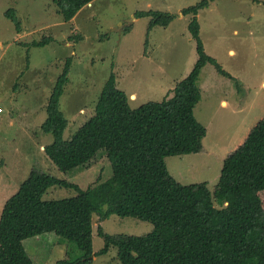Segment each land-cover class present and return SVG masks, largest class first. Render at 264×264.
Wrapping results in <instances>:
<instances>
[{
	"label": "rangeland",
	"instance_id": "1",
	"mask_svg": "<svg viewBox=\"0 0 264 264\" xmlns=\"http://www.w3.org/2000/svg\"><path fill=\"white\" fill-rule=\"evenodd\" d=\"M167 1L95 0L68 21L54 0H0V216L7 200L35 170L83 190L113 177L112 163L104 151L89 168L61 173L45 152L55 141L43 130L47 108L68 61L69 85L61 102L69 121L65 139L94 116L98 99L114 74L119 90L131 98L132 109L172 96L173 88L192 74L198 61L190 17L176 20L168 29L156 26L149 31L151 18H137V13L153 10L176 15L177 7L203 0H179L172 10L166 8ZM211 8L201 13L200 38L206 53L229 78L219 75L213 65L202 71V97L195 118L207 129L204 150L165 161L179 183H207L213 191L224 160L238 152L264 120V0H221ZM9 10H14L20 33L6 16ZM44 39L48 45L30 46ZM223 100L228 107L221 106ZM76 195L74 189L54 187L44 199ZM99 227L110 236L145 237L153 231L150 222L132 217L113 215L105 221L95 217L94 254L107 246L98 235ZM25 247L35 264L84 257L76 244L54 233L28 240ZM92 264H121L117 248L94 258Z\"/></svg>",
	"mask_w": 264,
	"mask_h": 264
},
{
	"label": "trees",
	"instance_id": "2",
	"mask_svg": "<svg viewBox=\"0 0 264 264\" xmlns=\"http://www.w3.org/2000/svg\"><path fill=\"white\" fill-rule=\"evenodd\" d=\"M95 0H54L66 20H72ZM217 0H203L185 8L192 15L190 31L197 41L198 61L190 76L177 84L169 99L138 109L119 90L115 74L99 97L94 116L69 139V121L61 102L69 85L71 61L55 87L48 119L43 125L55 141L45 152L61 171L89 168L106 152L114 175L83 190L79 185L33 171L21 189L10 197L0 216V264H35L25 247L28 240L54 235L77 245L84 257L57 264H92L98 256L118 250L121 264H264V120L258 123L243 147L225 159L213 191L207 183L183 185L170 173L167 157L203 151L207 129L195 118L201 102L199 80L207 65L228 77L205 51L200 38L199 14ZM6 16L21 32L14 10ZM150 17L149 31L168 27L176 15L139 11ZM51 40V38H48ZM49 40L33 41L42 47ZM229 78V77H228ZM71 188L77 195L45 200L51 188ZM132 217L150 222L145 237L110 236L99 227L106 248L94 254V219Z\"/></svg>",
	"mask_w": 264,
	"mask_h": 264
},
{
	"label": "crops",
	"instance_id": "3",
	"mask_svg": "<svg viewBox=\"0 0 264 264\" xmlns=\"http://www.w3.org/2000/svg\"><path fill=\"white\" fill-rule=\"evenodd\" d=\"M177 1H179V0H169V1H167V2H170V3H167L166 5H167V9L168 10H172L173 9V6L175 5V3H177ZM217 1H221V0H217ZM236 1H241V0H236ZM199 3V1L196 3V4H198ZM196 4H193L192 6H194V5H196ZM213 4H216V1L215 2H212L210 5H209V7H207L206 9H204V10H202L201 12H200V14H199V20H200V16H201V13L203 12V11H205V10H208V9H212L211 7H212V5ZM148 6H150V3H148ZM188 7H191V6H188ZM188 7H177V9H176V12H178V14H176V19H174L172 22H171V24L168 26V27H162V28H165V29H168L174 22H176V20H178V21H183L184 19H186V18H188V17H190V23H191V20H192V18H193V16L192 15H190V16H184L183 15V13H182V11L185 9V8H188ZM201 23V22H200ZM188 25H190V24H188ZM234 35H238L239 34V31L237 30V29H235L234 30ZM251 34H253V32L251 31L250 32ZM192 34V33H191ZM200 35H203V28L201 27L200 28ZM193 36V35H192ZM229 54H234V50H230L229 51ZM206 68V67H205ZM204 68V69H205ZM204 71V70H203ZM176 86H177V84H176ZM176 86L173 88V91H174V89L176 88ZM198 86H199V84H198ZM172 93V92H171ZM170 93V94H171ZM133 98H135V97H133ZM170 98V95L168 96V99ZM224 104H226L227 105V107H228V102L226 101V100H223L222 102H221V106L223 107L224 106ZM226 108V107H225ZM203 150H204V147H203ZM172 175V174H171ZM173 176V175H172ZM174 177V176H173Z\"/></svg>",
	"mask_w": 264,
	"mask_h": 264
},
{
	"label": "bare ground",
	"instance_id": "4",
	"mask_svg": "<svg viewBox=\"0 0 264 264\" xmlns=\"http://www.w3.org/2000/svg\"><path fill=\"white\" fill-rule=\"evenodd\" d=\"M133 99H135V98H133Z\"/></svg>",
	"mask_w": 264,
	"mask_h": 264
}]
</instances>
